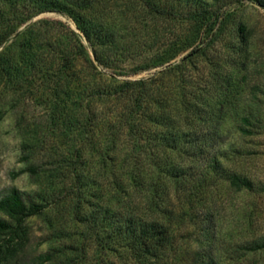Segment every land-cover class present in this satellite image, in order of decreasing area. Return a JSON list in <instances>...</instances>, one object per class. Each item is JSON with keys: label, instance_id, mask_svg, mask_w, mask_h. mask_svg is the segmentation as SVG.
<instances>
[{"label": "rangeland", "instance_id": "obj_1", "mask_svg": "<svg viewBox=\"0 0 264 264\" xmlns=\"http://www.w3.org/2000/svg\"><path fill=\"white\" fill-rule=\"evenodd\" d=\"M210 1L234 13L219 42L183 63L177 74H164L161 78L167 99L170 98L167 91L173 87L190 97L196 93L203 95L202 120L197 122L200 128L193 138L205 143L199 160L182 159L197 189L192 202L172 201L173 190L171 186L166 188L169 194L163 207L170 204L182 207L175 218L178 227L175 250L168 261L169 264H194L195 259L212 260L214 264H264V248H245L247 241L264 236V5L255 0ZM103 4L97 13L107 25L108 43L103 55L108 66L97 63L103 73L97 74L100 81L94 92L110 86L112 73L117 81L153 76L162 66L148 69L141 66L146 65L149 54L168 50L165 55L169 56L177 50L170 44L179 34L180 26L176 21L146 17V11L139 9L141 4L136 0H110ZM37 19L59 22L78 31L75 21L66 14L42 12L31 22ZM237 23L251 28L241 60L245 59L248 77L256 78L261 85L255 98L246 95L244 84L237 90L232 88V94L237 93L238 109L251 107L261 118L259 130L242 137L238 135L233 110L228 104L215 103L213 86L215 72L224 75L237 72V67L230 63L216 65L222 53L237 41ZM189 51L190 48L179 52L170 62H180ZM46 57L41 72L37 70L28 78H15L10 83L0 82V198L15 188L25 201H37L43 206L38 214L22 223L12 241H6L8 248L0 264H33L44 253H49L50 264H133L127 241L118 243L112 232L113 221L102 219L106 208L114 212L113 181L117 172L111 162L106 167L101 163V152L107 142L104 146L100 144L113 131V123L107 125L104 118L113 120L119 116L122 102L94 103L91 115L97 128L89 125L83 109V83L76 84L67 77L58 81L60 87L56 89L50 73L52 62ZM68 87L73 88L72 92ZM69 99L78 103L70 104ZM143 135L146 137V128ZM120 137L124 139L125 135ZM214 151L222 162L216 174L206 167ZM235 151L240 152L238 158L233 155ZM28 156L30 160L25 161ZM30 161L40 166L37 175L25 170ZM231 170L247 175L255 189L239 192L229 187L224 180ZM136 199L133 197L132 203Z\"/></svg>", "mask_w": 264, "mask_h": 264}, {"label": "trees", "instance_id": "obj_2", "mask_svg": "<svg viewBox=\"0 0 264 264\" xmlns=\"http://www.w3.org/2000/svg\"><path fill=\"white\" fill-rule=\"evenodd\" d=\"M108 1L0 0V82L10 83L15 78H28L37 70L41 72L44 69L41 63L49 56L48 60L52 62L50 73L55 78L56 89L60 87L58 81L67 77L76 84L79 81L83 83V109L89 125L97 128L91 115L94 103L99 100L102 104L106 102L104 100L112 104L118 100L122 102L119 116L113 120L111 117L108 120L104 118L107 125L113 123V131L100 144H108L101 152V163L106 167L107 162H111L117 172L114 173L113 181L116 196L114 212L110 213V209L106 208L102 219L113 221L112 232L118 243L127 241L133 264H169L178 230L175 218L182 207L173 204L166 206L168 208L163 207L169 194L166 188L171 186L173 190L172 201L179 202L182 199L187 203L192 202L197 190L182 159L190 157L199 160L202 157L205 143L193 138V134L198 133L200 128V100L203 95L196 93L190 97L182 89L173 87L171 93L167 91V95L170 94L167 99L166 91H163L166 86L162 85L161 78L175 74L191 57L200 56L205 47L219 42L234 13L210 0H136L141 4L139 9L146 11V17L176 21L180 25L179 34L170 44L172 49L177 47V50L169 56L165 55L168 50L148 55L149 60L141 67L148 69L162 66L153 76L117 81L112 73L110 86L102 92H94L100 81L97 74L103 73L97 63L108 66L103 55L108 43L107 25L103 16L97 13L98 8ZM255 1L264 5V0ZM42 12L68 15L75 21L78 31L48 19L31 22L34 16ZM250 31L251 28L245 24L237 23V41L230 45L227 52L222 53V57H219L221 60L216 63L235 65V75L215 72L213 77L215 103L228 104L229 109L233 110L234 122L241 137L259 130L261 121L260 115L251 107L240 106L238 109L235 100L237 93L232 94V88L237 90L239 85L244 84L246 95L255 98L261 86L255 81L256 78L248 77L245 59L241 60ZM149 34L150 31L146 33V39ZM188 48L190 51L180 62H170L179 52ZM68 88L72 92L73 88ZM69 103L76 105L78 101L69 99ZM144 128L146 137L143 135ZM120 135H125V138L122 139ZM233 155L238 158L240 152L235 151ZM24 160H30L29 156ZM221 164L214 151L206 167L209 172L216 174L222 168ZM25 170L34 176L39 173L40 166L30 161ZM198 180L202 185L201 179ZM224 181L235 191L250 192L255 189L252 179L235 170L225 174ZM133 197L138 198L137 202L132 203ZM42 208V204L37 201H25L15 188L0 198V261L8 248L6 241H12L22 223L38 214ZM245 244L248 250L262 249L264 236H258ZM48 256L49 253L39 255L33 264H50ZM194 264H214V261L195 259Z\"/></svg>", "mask_w": 264, "mask_h": 264}]
</instances>
